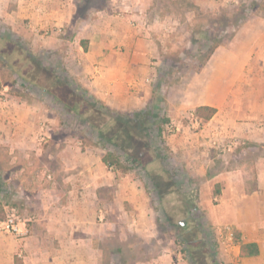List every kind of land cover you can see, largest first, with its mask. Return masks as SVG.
<instances>
[{
  "label": "crops",
  "instance_id": "obj_1",
  "mask_svg": "<svg viewBox=\"0 0 264 264\" xmlns=\"http://www.w3.org/2000/svg\"><path fill=\"white\" fill-rule=\"evenodd\" d=\"M152 5L153 0H108L104 7H98V0H0V17L21 31L25 18L36 24L39 17L50 18L51 24L57 21L69 27L73 23L72 36L59 37V31H54L48 48L63 51L66 75L77 86L111 110L131 112L154 102V82L163 55L160 41L166 40L172 29L166 20L152 17ZM254 25L259 27L254 36L246 35L249 22L240 29L245 39L237 41L238 51L220 45L201 69L212 76L221 73L226 81L222 92L207 84L204 97L188 94L197 107L217 108L206 123L211 137L200 142L198 134L187 136L179 131L173 140L199 149L216 139L220 126L226 136L233 135L231 124L213 120L231 94V59H240V68L248 70L244 72L246 79L251 74L256 80L264 79V10ZM188 96H176L180 104L176 101L172 106L173 122L179 128L184 123L177 117L188 108ZM246 96L255 114L250 122L240 123L238 135L248 145L239 153L236 168L212 173L205 193L202 187L200 206L215 221V227L229 224L234 228L232 253L240 259L238 264H264V129L255 123L256 113L264 110V89L247 91ZM4 99L0 101V154L8 153L0 156L1 172L8 184L12 180L26 195L28 214L22 227H27L28 234L18 238L0 232V264H101V242L111 236L116 222L98 221V202H104L107 190L110 198L117 199L119 172L108 169L103 157L83 152L79 144L68 139H53L45 150L38 137L43 130L41 123H57L53 110L18 95L9 94ZM208 161L214 162L215 157L209 156ZM218 183L222 188L214 195ZM206 194L214 195L217 204L212 197L211 202L205 198ZM252 242L258 244L259 254L242 257V244Z\"/></svg>",
  "mask_w": 264,
  "mask_h": 264
},
{
  "label": "rangeland",
  "instance_id": "obj_2",
  "mask_svg": "<svg viewBox=\"0 0 264 264\" xmlns=\"http://www.w3.org/2000/svg\"><path fill=\"white\" fill-rule=\"evenodd\" d=\"M152 8L153 18L166 20L172 27L166 40L160 41L163 55L154 82L155 99L151 108L157 117L150 120L148 128L139 135L148 145L144 166L133 162L130 164L132 169L127 172L107 166L119 172L120 194L117 199L110 198L107 190L103 194L104 202H98V221L112 219L116 222L111 236L101 242V264H238L240 259L232 252L226 253L219 244L215 221L207 217V210L201 208L200 201L202 187L205 193V184L212 173L233 170L239 165L238 155L248 144L240 141L238 127L240 123L253 120L255 114V111H250L252 106L246 93L259 91L261 87L264 89V79L256 80L251 73V77L246 79L244 72L248 70L240 68V59H231V94L223 101L213 123L231 124L233 135L226 136L220 126L216 139L200 145L199 149L196 145L185 147L172 136L179 131L187 136L198 134L200 142L211 137L206 128L210 120L199 118L196 121L193 113L196 115L197 104L188 94L204 97L207 84L222 92L226 81L221 73L214 77L211 73L201 72L206 65V57L220 45L238 51L235 46L237 41L245 39L244 35L241 37L240 29L246 22L251 24L246 35L254 36L259 29L254 21L260 10H264V0H153ZM49 20L39 17L40 22L36 24L25 18L21 31L0 17V96L18 95L53 110L57 123L48 120L41 123L43 130L38 137L45 150L53 139L63 138L79 144L82 151L88 154L103 157L111 151L126 161L124 151L103 140L98 133V123L107 121L106 116L99 118L89 110L78 114L53 96L55 78L69 80L73 86L77 83L66 75L63 51L57 48L55 52L48 48L53 43L49 36L54 31H59V37L72 36L73 23L69 28V24H58L57 21L51 24ZM219 92L216 94L219 95ZM61 93L69 105L79 107L77 96L69 95L67 90ZM82 95L87 102H94L88 92ZM176 96L179 99L190 98L188 108L177 117L184 123L183 128L173 122L176 117L172 106L176 101L180 104V100L175 101ZM218 97L223 99L221 93ZM103 106L96 102V107L109 116H126L136 112H117ZM256 117L255 123H260L264 129V110L257 112ZM185 128L186 131L183 130ZM142 150L136 148L134 153L139 154ZM7 153L3 151L0 156ZM230 155H237V158H230ZM209 156L215 157V161H208ZM2 168L0 164V218L5 217L7 209L17 207L25 220L28 214L25 209L26 195L12 180L10 184L5 181ZM221 188L220 183L216 184L214 195ZM214 195L206 194L205 198L217 204Z\"/></svg>",
  "mask_w": 264,
  "mask_h": 264
},
{
  "label": "trees",
  "instance_id": "obj_3",
  "mask_svg": "<svg viewBox=\"0 0 264 264\" xmlns=\"http://www.w3.org/2000/svg\"><path fill=\"white\" fill-rule=\"evenodd\" d=\"M108 0H98V7H104L107 4ZM217 47L213 48L211 53L207 55L206 59L208 60L211 54L215 51ZM55 91L52 92L53 96L66 105L69 109H74L79 114L83 112V110H89L94 115H97L99 118L101 115L106 116L107 121H103L102 123H98V133L102 136L103 140L112 144V146H117L121 150L124 151L127 159L126 161H122L120 157L116 156L114 152L108 151L103 156V161L108 166H115L117 169H123V171H129L132 169L133 162L144 164L145 152H147L148 145L143 143L142 138L139 136L142 132L145 131V128H148V122L150 120L157 117V114L149 109L144 108L141 110H137L135 113L131 115L122 116L121 114H116L114 116L104 115V111H102L99 107H96L97 100L94 98V102H87L86 97L83 96V93H87V91L81 87L73 86L72 82L69 80H65L62 78H55ZM73 87H72V86ZM68 91V94L71 96H77L76 98L79 104L77 106L69 105L68 101L63 98L61 91ZM81 93V94H80ZM77 94V95H76ZM85 97V98H83ZM108 110V107L103 106ZM217 112V108L210 105H200L196 108V115L205 120L211 119ZM133 115V116H132ZM95 124V123H93ZM147 126V127H146ZM159 132L161 133V126L158 127ZM144 130V131H143ZM136 148H142L139 154L134 153ZM172 181L170 180V183ZM239 236V234H237ZM187 252V250H185ZM184 252V253H185ZM190 254H192L190 250ZM259 254L258 244L255 242L252 243H243L241 246L240 255L242 257L256 256Z\"/></svg>",
  "mask_w": 264,
  "mask_h": 264
},
{
  "label": "built area",
  "instance_id": "obj_4",
  "mask_svg": "<svg viewBox=\"0 0 264 264\" xmlns=\"http://www.w3.org/2000/svg\"><path fill=\"white\" fill-rule=\"evenodd\" d=\"M149 80V79H148ZM5 97L0 96V101H4ZM194 118L198 121V116L194 114ZM25 220L20 214L17 207L7 209L5 217L0 218V232L12 234L18 238H23L28 234L26 226L22 227ZM219 244L223 247L226 253L232 252V247L235 244L236 234L234 228L227 225H220L215 228Z\"/></svg>",
  "mask_w": 264,
  "mask_h": 264
}]
</instances>
